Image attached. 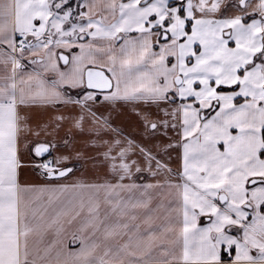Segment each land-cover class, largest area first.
Instances as JSON below:
<instances>
[{
    "label": "snow or ice",
    "instance_id": "6c2138e0",
    "mask_svg": "<svg viewBox=\"0 0 264 264\" xmlns=\"http://www.w3.org/2000/svg\"><path fill=\"white\" fill-rule=\"evenodd\" d=\"M0 264H264V0H0Z\"/></svg>",
    "mask_w": 264,
    "mask_h": 264
}]
</instances>
